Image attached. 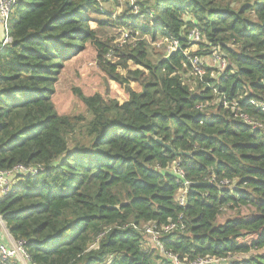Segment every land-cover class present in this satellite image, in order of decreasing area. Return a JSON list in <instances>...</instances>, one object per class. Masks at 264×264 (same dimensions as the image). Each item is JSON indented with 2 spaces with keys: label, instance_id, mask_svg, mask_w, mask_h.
<instances>
[{
  "label": "trees",
  "instance_id": "1",
  "mask_svg": "<svg viewBox=\"0 0 264 264\" xmlns=\"http://www.w3.org/2000/svg\"><path fill=\"white\" fill-rule=\"evenodd\" d=\"M137 4L138 13L130 7L111 20L98 0H18L12 40L0 48V169L43 170L16 177L0 198V215L31 264H171L143 233L150 222L170 220L184 227L162 241L181 262L214 256L264 264V0L237 8L233 0ZM93 14L107 16L95 18L99 28L139 37L116 51L117 64L91 26ZM147 37L177 49L152 61ZM88 43L110 78L127 84L128 99L79 92L90 117L61 115L53 100L61 69ZM213 53L227 61L224 71L204 66L205 75H196L191 59ZM129 61L145 69L131 70ZM130 79L142 89L129 87ZM243 207L252 212L219 222L225 208ZM237 254L248 256L232 260Z\"/></svg>",
  "mask_w": 264,
  "mask_h": 264
},
{
  "label": "rangeland",
  "instance_id": "2",
  "mask_svg": "<svg viewBox=\"0 0 264 264\" xmlns=\"http://www.w3.org/2000/svg\"><path fill=\"white\" fill-rule=\"evenodd\" d=\"M100 1V8L104 14H112V20H117L125 11L135 6L138 1L145 0H98ZM245 0H233V7L237 8ZM133 2V6H132ZM138 5V4H137ZM140 8V6H139ZM135 13V9H133ZM104 14H93V20L91 21V26L97 28L98 33L102 32L104 39H101L104 42L109 43L110 52L107 54V58L112 62L117 64L120 60V57L117 55L119 49L127 51L135 46V42L139 40V37L130 35V38L124 40L123 37L127 36L129 29L117 28L115 26H107L103 29L99 28L96 19L106 20L107 16ZM126 30V31H125ZM124 31V32H123ZM148 38L149 48L148 50L151 53L152 61H156L159 57L167 52L170 53L174 51L176 43L169 42L165 39H160L157 42H153L150 37ZM199 45H195L189 49V51H197ZM98 49L96 46L91 44H86L84 50L80 52L75 58L65 63V66L61 69L59 75V80L55 86V93L53 95V100L56 106L57 111L61 115H84L85 117H90L87 108L79 98L78 93L81 92L86 96L95 95L96 93L102 95L107 101L118 100L119 102L128 99L127 93V84L118 83L110 78L107 72L100 66L97 59ZM168 56V55H167ZM166 56V57H167ZM205 66L213 67L218 72L224 71L222 69L223 64L221 62L215 61L213 59V54L203 58ZM227 63V61H226ZM225 63V65H227ZM128 68L131 70L145 69L141 65L135 64L133 61L128 62ZM117 72L121 75L128 77L127 69L123 66H117ZM187 78V81L191 83L193 88L196 84L194 82V74L187 72L184 74ZM217 75V73L215 74ZM131 88L136 91L142 89L139 82L130 79ZM252 212V209L249 207H243L241 209H224L223 216L220 217L219 222H224L228 217L238 216L240 214L247 215ZM9 233V231H7ZM153 241V240H152ZM249 239L245 240L248 242ZM154 242V241H153ZM150 246L152 245L150 241L146 240ZM155 244V243H154ZM145 246H147L145 244ZM245 254H237L231 257L232 260H239L244 257H247Z\"/></svg>",
  "mask_w": 264,
  "mask_h": 264
},
{
  "label": "built area",
  "instance_id": "3",
  "mask_svg": "<svg viewBox=\"0 0 264 264\" xmlns=\"http://www.w3.org/2000/svg\"><path fill=\"white\" fill-rule=\"evenodd\" d=\"M17 2L18 0H0V23L3 26L4 33H5V37L2 43L0 44V48L4 47L6 44H8L12 40L11 22H12L14 10L17 6ZM132 6H133V2H132ZM133 8L135 9V13L139 12V6L137 4H135ZM130 35L131 34L129 32V34L123 37V39L126 40L130 38ZM201 38H202L201 33L198 30H193L191 32V39L193 41H196V42L200 41ZM176 49L177 47L174 50ZM213 59L223 64L222 69L226 68L227 66L225 65L226 60L223 59L220 53H213ZM191 62H192V66H193V69L196 75L203 77L205 75V69H204L205 62H204L203 57L201 56L193 57L191 59ZM259 106L264 110V102L259 104ZM237 116H240L241 118H243L247 123L256 126L253 120L250 119L244 113L240 112ZM41 170H43V167L41 165L27 167L21 164H18L11 169H6V170L0 169V198L5 195H8L11 192L17 176L23 175V174L36 175ZM174 170L178 174L179 178L184 179L185 173L183 170L177 169L176 167L174 168ZM190 184L191 183L186 180L183 183L184 188H182L179 191L178 202L182 206L186 205L187 203L186 193H187V187ZM225 184H228V181H226ZM0 221L4 224V221L1 215H0ZM181 225L182 227H184V224L180 220L178 222L170 220L167 223L162 224V225H159L157 222H150L147 225H145L143 229V233H145L146 238H149L151 240L152 245L158 248L161 251V253L169 259L171 264H226L228 263L224 259H219L214 256L199 257L188 263L181 262L179 259V256L167 250L162 241V237L166 232L175 230L177 227ZM8 237H9L8 239L9 242H4L0 238V264H31V258H30L29 253L25 249L24 241L15 240L11 236L10 233H8Z\"/></svg>",
  "mask_w": 264,
  "mask_h": 264
},
{
  "label": "crops",
  "instance_id": "4",
  "mask_svg": "<svg viewBox=\"0 0 264 264\" xmlns=\"http://www.w3.org/2000/svg\"><path fill=\"white\" fill-rule=\"evenodd\" d=\"M4 37H5V33H4V28L3 26L1 25L0 23V44L2 43V41L4 40ZM8 229L5 225V223L3 224L1 221H0V238L4 241V242H9V237H8V233H7ZM146 240L150 241L151 240L149 238H147ZM152 244V243H151Z\"/></svg>",
  "mask_w": 264,
  "mask_h": 264
},
{
  "label": "water",
  "instance_id": "5",
  "mask_svg": "<svg viewBox=\"0 0 264 264\" xmlns=\"http://www.w3.org/2000/svg\"><path fill=\"white\" fill-rule=\"evenodd\" d=\"M174 51H175V50H174ZM174 51H173V52H174ZM173 52H171L166 58H169L170 55H171ZM159 142L163 143L161 140H159ZM163 144H164V143H163ZM164 146H165L167 149H172L171 146L168 145V144H164ZM178 154H179V155H184V154H189V153H188V152H185V153H184V152H179V153H177V155H178Z\"/></svg>",
  "mask_w": 264,
  "mask_h": 264
}]
</instances>
